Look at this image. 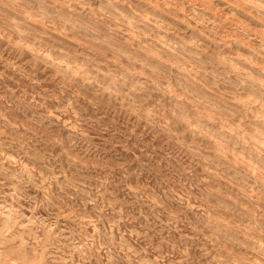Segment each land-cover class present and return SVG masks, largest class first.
<instances>
[{
	"label": "rangeland",
	"instance_id": "obj_1",
	"mask_svg": "<svg viewBox=\"0 0 264 264\" xmlns=\"http://www.w3.org/2000/svg\"><path fill=\"white\" fill-rule=\"evenodd\" d=\"M0 264H264V0H0Z\"/></svg>",
	"mask_w": 264,
	"mask_h": 264
}]
</instances>
